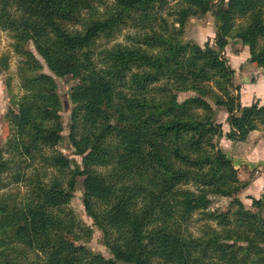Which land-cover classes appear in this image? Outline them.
I'll use <instances>...</instances> for the list:
<instances>
[{
    "label": "trees",
    "instance_id": "1",
    "mask_svg": "<svg viewBox=\"0 0 264 264\" xmlns=\"http://www.w3.org/2000/svg\"><path fill=\"white\" fill-rule=\"evenodd\" d=\"M225 4L0 0V30L22 58L21 96L11 98L0 145V264H264V200L244 204L220 143L264 130V105L232 95L235 71L223 55L237 40L264 68V0ZM209 13L215 45L185 41L186 20ZM125 30L136 31L131 43L109 46ZM45 67L76 80L68 140L81 165L57 151L63 106ZM214 106L228 113L227 133ZM80 179L111 258L75 240L93 233L69 207ZM221 194L233 196L227 209L211 210Z\"/></svg>",
    "mask_w": 264,
    "mask_h": 264
},
{
    "label": "rangeland",
    "instance_id": "2",
    "mask_svg": "<svg viewBox=\"0 0 264 264\" xmlns=\"http://www.w3.org/2000/svg\"><path fill=\"white\" fill-rule=\"evenodd\" d=\"M230 0H225L226 4ZM225 4V5H226ZM224 5V6H225ZM173 12L171 10L164 13L165 18L169 20L171 25L174 23L175 16H169L168 14ZM240 22V21H239ZM216 20L213 13L206 14L201 18H188L186 20V28H185V36L184 39L187 42H193L200 47H204L206 43L214 46L216 43ZM178 27V25H176ZM136 31L134 30H125L122 32L120 36L117 37L109 46L114 44H130V37L134 36ZM15 40L13 39V34L0 30V60L3 57H6L8 60V67L6 70H3V66L0 65V145H4L8 140L10 134V123L6 118V114L8 110L12 107L11 98L15 95L21 96L20 91V79L18 76L19 68L21 66L22 58L17 55L14 50ZM29 50L36 54L34 46L30 44L28 46ZM224 57L227 59L230 67L235 71L234 75V91H232L233 96H237L239 94L241 103L244 106H250L252 104H258L260 106L264 105V68L259 67L256 63L251 62V54L248 47H244L239 41L231 40L230 44L226 48L224 52ZM45 73L50 74L56 81L58 87V94L62 101L63 111V123L65 127V131L63 133L65 139L63 143L57 148V151L64 154L70 160L76 162L77 164L82 163V159L75 155L74 149L71 147V144L68 140L69 136V123L70 116L72 110V104L70 99V94L72 88L76 85V80L71 77L59 78L55 75H52L50 71L45 67ZM184 95L180 97V101H183ZM217 112V122L223 125L224 133H227L229 130V125L227 124L228 113L224 108L215 107ZM17 108H15V111ZM264 130L256 131V135L254 136L253 141L255 143L244 146L240 149L241 151H251L250 156L260 160V156L264 154V143L260 141L258 145V139L260 137L259 132ZM258 132V133H257ZM221 147L226 152L228 157H233L237 148L235 147L238 143H231L223 138L221 140ZM251 147V148H250ZM250 148V149H248ZM239 150V148H238ZM240 151V152H241ZM238 152V151H237ZM248 152L243 153L246 155ZM254 161L253 165L256 166L259 162ZM35 166L37 168H43L39 171L47 172V177H52L55 174V171L49 168H46L44 162L42 160H37L35 162ZM252 166L251 168H253ZM23 169H26V164H22ZM28 172H33V169L30 168ZM263 174L264 172L258 171L257 168H253L252 170H248L245 174L246 178L241 179L242 189L239 193V197L243 200L244 204L250 208V201H248L250 192L249 180L256 174ZM34 174V173H33ZM239 174V173H238ZM243 174V173H242ZM250 176V177H249ZM240 177V176H239ZM83 179L79 180L78 189L75 193L74 199L69 206L75 213L76 217L83 222L86 226L92 229V237L87 241L84 237L83 233H79L76 236V241L78 244H82L87 246L94 253L102 254L106 258H111V254L104 242V234L100 231L96 226H94L92 219H90L85 211L83 205ZM252 183V182H251ZM255 186L252 194L257 195L258 199L264 200V190L259 188V186ZM233 198L232 195L229 194H221L217 197H214L215 202L211 207V210H225L228 207V204ZM264 216V210H263ZM198 218V215L195 216ZM195 228L193 232L198 234L199 224H195Z\"/></svg>",
    "mask_w": 264,
    "mask_h": 264
},
{
    "label": "crops",
    "instance_id": "3",
    "mask_svg": "<svg viewBox=\"0 0 264 264\" xmlns=\"http://www.w3.org/2000/svg\"><path fill=\"white\" fill-rule=\"evenodd\" d=\"M255 132H252L249 135V138L247 139V141H245L243 143H238L235 146L237 148V151L238 152L236 151L235 152L236 155H234L233 157H231V159L233 161V164H234L236 170L239 173L240 179H243V177L245 179L246 178V175L245 174L248 172V170L250 171L253 168H257L258 171L264 172V154L260 156L261 157L260 160H257L256 158H253V157L250 156L251 151L248 152V150L247 151H241L240 150L242 147H243V149H245L244 146L248 145L249 143L253 144V143L256 142V141H253V139H254L253 137L254 136H252V135H256ZM259 133H261V134H260V137L258 138V139H260L258 141V145L260 144V141L262 143H264V131L259 132ZM228 142H230V141H228ZM231 143H233V142H231ZM238 148H239V150H238ZM250 148H248V149H250ZM246 152H248V153L246 155H243V153H246ZM254 161L259 162V164H257L256 166H254L253 165ZM252 166H254V167L251 168ZM249 182L252 185L248 189V190H250V192H247L246 194H249L250 193V195L248 197L251 196V197L257 198V195L252 194V192L255 189V186L254 185L259 186V188H261L262 190H264V173L263 174H260V172H259V174H256V176H254L253 178L251 176V179L249 180Z\"/></svg>",
    "mask_w": 264,
    "mask_h": 264
}]
</instances>
